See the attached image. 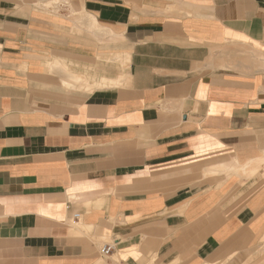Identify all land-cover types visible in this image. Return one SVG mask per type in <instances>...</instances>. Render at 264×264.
I'll return each mask as SVG.
<instances>
[{"label":"crops","instance_id":"obj_1","mask_svg":"<svg viewBox=\"0 0 264 264\" xmlns=\"http://www.w3.org/2000/svg\"><path fill=\"white\" fill-rule=\"evenodd\" d=\"M0 264H264V0H0Z\"/></svg>","mask_w":264,"mask_h":264},{"label":"built area","instance_id":"obj_2","mask_svg":"<svg viewBox=\"0 0 264 264\" xmlns=\"http://www.w3.org/2000/svg\"><path fill=\"white\" fill-rule=\"evenodd\" d=\"M112 251H113V248L111 246H105V247L102 248L101 253L104 256H109Z\"/></svg>","mask_w":264,"mask_h":264},{"label":"rangeland","instance_id":"obj_3","mask_svg":"<svg viewBox=\"0 0 264 264\" xmlns=\"http://www.w3.org/2000/svg\"><path fill=\"white\" fill-rule=\"evenodd\" d=\"M121 65H122V64H121ZM127 67H128V66H125V67H124V66L122 65V70H125Z\"/></svg>","mask_w":264,"mask_h":264}]
</instances>
